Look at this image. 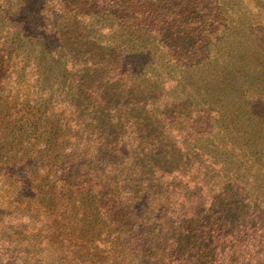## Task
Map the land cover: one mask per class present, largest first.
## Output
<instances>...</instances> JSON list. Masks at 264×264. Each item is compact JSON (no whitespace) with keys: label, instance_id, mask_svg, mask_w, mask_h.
Masks as SVG:
<instances>
[{"label":"trees","instance_id":"obj_1","mask_svg":"<svg viewBox=\"0 0 264 264\" xmlns=\"http://www.w3.org/2000/svg\"><path fill=\"white\" fill-rule=\"evenodd\" d=\"M54 1L0 0V264H264V19Z\"/></svg>","mask_w":264,"mask_h":264},{"label":"rangeland","instance_id":"obj_2","mask_svg":"<svg viewBox=\"0 0 264 264\" xmlns=\"http://www.w3.org/2000/svg\"><path fill=\"white\" fill-rule=\"evenodd\" d=\"M57 1L58 0H55L54 4L57 3ZM176 1L177 0H158L157 3L163 2L162 6H164L165 3L173 4ZM219 1H220L221 8L223 7L227 8L223 10L224 14L225 16L228 15V17L230 18V23L233 24L232 25L233 28L231 31V37L229 39H232L233 36L236 34V31L239 30V27H237L238 22L244 21L245 17L250 16L251 13L255 14L260 19H264V0H219ZM72 6H68L66 9L67 10L75 9V8H72ZM186 9L191 10V8H186ZM232 19L236 21L233 22ZM28 89H29L28 87H24V88L19 87V90L18 92L16 91L15 96L11 97L9 100H5V103H4L5 114L0 116V138L5 139L8 135L9 129L13 126V124H11V120L9 116H7L6 113L8 115H15L17 111L20 110L21 108L25 109V110H22L21 114L27 115L29 113L28 105H27L28 95L26 92ZM31 114L32 112L29 115ZM2 153H3V150L0 148V154ZM0 179H1V173H0ZM13 191L14 190L11 189L9 190V192H6L0 189V211H2L0 213V238L4 237L3 235L6 233L7 234L10 233V230L7 229V231H4L3 229L6 228L4 227V224L8 222L9 219L11 218L10 215L8 214L12 210L15 209V207H12L14 203H8L7 201L8 200L7 195L10 194V196H13L14 194ZM4 194H6V197L3 196ZM15 206L17 205L15 204ZM22 207L25 208V206H22ZM30 214L31 213H27L26 216H29ZM15 216L16 215L14 214L12 215V217H15ZM26 233H30V231H27ZM67 233H70V230H68ZM83 236H85L87 239L82 237V239H79L80 240L79 243L85 245L86 246L85 249L87 250L91 249L90 247L92 246V244L96 245L94 243L89 242L91 241L90 234H89V237H87L86 235H83Z\"/></svg>","mask_w":264,"mask_h":264}]
</instances>
